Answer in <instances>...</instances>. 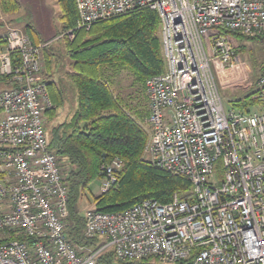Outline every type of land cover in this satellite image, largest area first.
<instances>
[{
	"label": "built area",
	"instance_id": "obj_1",
	"mask_svg": "<svg viewBox=\"0 0 264 264\" xmlns=\"http://www.w3.org/2000/svg\"><path fill=\"white\" fill-rule=\"evenodd\" d=\"M77 18L65 35L147 9L160 22L162 74L146 79L153 166L191 183L168 203L142 200L120 212L86 214L84 236L66 234L68 187L63 158L48 150L47 112L54 109L42 51L21 29L0 37V264H95L110 248L121 262L264 264V72L260 109H225L216 76L236 69L228 32L264 35V0H74ZM62 37V36H61ZM143 157V158H144ZM114 157L100 167L99 191L118 179ZM33 238L31 242L16 237Z\"/></svg>",
	"mask_w": 264,
	"mask_h": 264
},
{
	"label": "trees",
	"instance_id": "obj_2",
	"mask_svg": "<svg viewBox=\"0 0 264 264\" xmlns=\"http://www.w3.org/2000/svg\"><path fill=\"white\" fill-rule=\"evenodd\" d=\"M57 1L62 30L74 29L77 18L74 0ZM20 9L18 0H0L2 15H13ZM11 23H14V19L8 21V24ZM24 31L33 43H37L33 27L27 25ZM228 37L238 56L243 51L242 47L238 49V42L262 38L241 32H228ZM65 52L72 61V69L67 76L76 89L77 107L68 120L51 128L48 150L63 158L67 167V237L76 246L95 250L101 245V240L84 236L86 220L79 212L78 203L90 184L100 177L103 163L118 157L123 166L116 186L94 200L93 211L96 212H120L146 199L168 203L174 194L183 195L189 191L191 183L184 177L173 176L143 160L148 135L141 121L147 112L144 110L133 114L128 103L113 90L116 78L126 72L132 76V86L136 92L147 101L144 88L146 79L165 71L157 14L141 9L99 21L89 30H77L74 39L66 42ZM46 64L44 79L48 82V92L54 105V109L47 112V117L54 119L63 94L59 85L51 80L48 55ZM0 83L5 84V78L1 75ZM259 92L257 89L232 101L231 106L251 112L249 108L262 103L253 98ZM16 238L23 242L33 240L25 236ZM194 254L175 264H192ZM95 264L158 263L151 259L121 262L110 250L101 254Z\"/></svg>",
	"mask_w": 264,
	"mask_h": 264
},
{
	"label": "rangeland",
	"instance_id": "obj_3",
	"mask_svg": "<svg viewBox=\"0 0 264 264\" xmlns=\"http://www.w3.org/2000/svg\"><path fill=\"white\" fill-rule=\"evenodd\" d=\"M26 1H24L25 5H23L24 10H26V6L28 8L30 6V5H27L30 3L29 0H26ZM39 2L41 3V0H39ZM20 5L22 9V4ZM40 5H38L37 7L35 5H32L35 9L37 22L39 24H41L40 22L43 23L44 19L47 20L50 17L54 19L55 23L58 22L57 21L58 19L60 20L61 12H60V7H59L57 0H42V3ZM52 13H54V15ZM15 22L16 20L14 19V23L9 24L8 26L21 29L22 31H24L23 30L25 28L24 25L28 23L27 21L22 20L19 22L20 24L16 25ZM21 22H25V24L23 25L21 24ZM59 31H60L59 34H57L56 37L50 40L51 43H49V41L34 43V44L47 43V46L42 51V56H43L42 67L44 71V76L45 74H47L46 55H48L49 57V65L51 69L57 67V69L63 73L64 71L69 70V68L71 67L72 61L65 54L66 53L65 52L66 42H69L65 34L70 30L63 31L62 23H61ZM256 36H261L262 38L255 39V40L244 39L236 44L238 45V49H240V47L243 48V51L238 56L239 65L237 66V68L220 73L219 76H216L219 93L222 98L225 109H228L231 106L232 101H235L257 90L256 82H257L258 77L262 73V69L264 68V35H256ZM45 49H47V53L45 52ZM132 80L133 79L130 74L126 72L121 73L114 81V84H113L114 93L122 96L123 100L126 103H128L129 109L132 111L133 114H135L138 111L144 112V110H146L148 114L147 101H144L142 94H138L136 92V89L132 86ZM71 85L73 89L75 90V86L73 84ZM6 88H7L6 84L0 83V90L6 89ZM68 94L70 97L71 93H68ZM74 94H75V91H74ZM259 109H260L259 106H254L252 108H249L251 112L258 111ZM146 117L144 118V120L141 121V123L148 135V125L146 122ZM54 125H55V119H50L47 117L45 131H46V135L48 139L50 138L51 128ZM143 157L144 156L142 155V158ZM143 160L147 161L145 157L143 158ZM120 171L121 169L118 171V174ZM116 183L113 187L116 186ZM102 194L104 193H100L99 179H97L90 184L89 189L84 193V196H82V198L80 199L78 203V209H79L80 214L82 216H86L88 212L93 211L94 210V200L98 198L99 196H101ZM188 194H189V191L179 196L183 197ZM110 250L111 249L109 248L108 251Z\"/></svg>",
	"mask_w": 264,
	"mask_h": 264
},
{
	"label": "crops",
	"instance_id": "obj_4",
	"mask_svg": "<svg viewBox=\"0 0 264 264\" xmlns=\"http://www.w3.org/2000/svg\"><path fill=\"white\" fill-rule=\"evenodd\" d=\"M19 1V0H18ZM26 0H21L19 1L20 4H22V9L14 14V15H2L0 12V37L3 35V33L5 32L6 27H8V21L11 19H15L16 22L15 24L18 25L20 24V21H27L28 23L26 25L25 22H21V24H23L25 27L27 25H30L31 27H33L34 29V40L39 43V42H50L51 39H53L54 37L57 36V34H59V29L61 26V22L58 19L57 23H55L54 19L52 17H50L49 19L45 20L44 22H40L41 24H39L37 22V17L35 14V9L32 5H35L36 7L38 5H40L42 3L39 2V0H29V4L30 5L29 8L26 6V10H24V6ZM27 2V1H26ZM41 6V5H40ZM24 11V12H23ZM54 15V13H52ZM46 18V16H45ZM24 30V29H23ZM52 46V45H51ZM72 69V64L71 67L69 68V70L64 71L63 73L60 72L57 67L52 68L50 67L51 70V75L52 78L51 80L54 81L55 83H57L60 87V89L62 90V94H63V99L61 102V105L59 106V108H57L56 110V115H55V125L61 124L63 122H65L66 120H68L72 114L75 112L76 107H77V93H76V89L74 90L72 85L73 84L71 82V80L68 78V72L71 71ZM74 85V84H73ZM75 91V94H74ZM70 97H69V94Z\"/></svg>",
	"mask_w": 264,
	"mask_h": 264
}]
</instances>
